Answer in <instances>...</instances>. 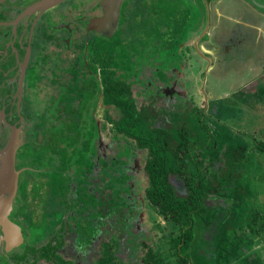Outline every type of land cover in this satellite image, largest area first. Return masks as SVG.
<instances>
[{
    "label": "flooded vegetation",
    "instance_id": "obj_1",
    "mask_svg": "<svg viewBox=\"0 0 264 264\" xmlns=\"http://www.w3.org/2000/svg\"><path fill=\"white\" fill-rule=\"evenodd\" d=\"M44 1L0 0V151L15 135L18 182L9 219L20 228L22 235V243L10 251H6L1 242L0 264L7 260L17 263L12 259L14 254L36 255L48 246L59 259H39L37 264H65L61 255L68 254L64 248L66 239L72 240L78 235L63 228L70 224L71 217L78 219L79 212L85 223L80 235H85L87 223L89 227L93 223V235L96 233L95 225L100 222L105 201L101 184L107 170L102 171V164L118 162L115 156L103 152L106 147H103L100 132L102 117L113 108L118 109L104 95L106 82H119L127 88L137 115L149 112L150 103L139 93L144 89V82L136 81L137 78L154 79L150 78L151 66L147 64L142 69L126 72L120 67L124 60H133L129 49H135L134 42L138 43L141 38L142 44L154 47L163 43L168 49L187 48L186 59H190L187 65L195 71L198 65L209 67L212 60L225 59V54L234 47L245 46L248 40L243 38L241 21L247 17L246 21H250L264 10V0H122L117 25L107 26L102 20L109 7L107 0H62L55 5L40 6ZM183 17L188 18L189 23L182 22ZM215 18L225 20L230 28L215 29ZM127 34L129 36L124 37ZM218 34L221 35L216 38ZM177 36L178 43L173 46L172 40ZM146 47L141 48L140 55L144 63L151 60ZM119 51L128 53V57ZM157 59L153 65L160 63V58ZM126 73L132 76L129 84L121 81ZM180 74L175 68L165 75L173 76L169 81L172 83L180 80ZM170 91L174 93L173 89ZM141 102L147 107L140 105L137 113L135 104ZM80 107L84 108L82 112ZM78 114L82 115L78 117ZM71 126L72 130L86 128L77 146L73 143ZM81 154L80 159L74 158ZM144 162L137 167L132 161L126 162L121 171L132 179L138 176L139 170L145 176ZM77 171L80 172L76 174ZM77 176H84L94 184L88 191L93 194V201L83 202L86 207L80 205L85 193L82 186L69 181L70 177L78 179ZM134 187L133 182L130 183L127 191L131 193ZM127 200L128 205L132 204L128 208L135 213L133 198ZM113 203L122 204V199L114 194V198L107 200L108 207L112 208ZM43 218L58 223L61 232L54 236L40 231ZM27 230L47 243L39 249L30 247ZM26 246L29 250L24 249ZM81 254L90 257L87 248L82 249ZM76 264L83 262L77 258Z\"/></svg>",
    "mask_w": 264,
    "mask_h": 264
},
{
    "label": "rangeland",
    "instance_id": "obj_2",
    "mask_svg": "<svg viewBox=\"0 0 264 264\" xmlns=\"http://www.w3.org/2000/svg\"><path fill=\"white\" fill-rule=\"evenodd\" d=\"M262 6L264 9V5ZM247 18L241 24L245 22L244 32L251 34V44L243 48L234 47V50L225 54V59L212 60L213 70L207 77L205 75L209 70L208 66L201 64L197 66L199 71H192L193 68L187 65L190 61L186 59L189 56L187 48L168 49L164 48L163 43L154 47L152 44H142L141 38L138 43L134 42L135 49H129V57L133 60H124L120 66L124 71L142 69L147 64L151 66L150 78L154 79L144 81L137 78L136 81L144 82L145 85L139 93L150 103L148 109L153 117L150 127L167 130L179 143V124L185 122L193 144L191 157L182 159L188 174L193 176L199 171L197 179L204 176L216 187L215 192L206 196V205L218 208L217 217L209 228L195 230L199 242L192 249L195 264H264V152L255 149L256 143L264 142V10L250 21H246ZM181 20L189 23L186 17ZM214 24L218 30L230 28L221 18H215ZM241 30L243 33V28ZM233 32L237 34V31ZM126 36L129 34L124 37ZM177 38L172 40L173 46L178 43L179 37ZM190 38L191 34L188 33V39ZM145 45V52L151 57L150 62L146 63L140 57L141 48ZM119 52L128 57V53ZM179 56H183V59ZM157 58H160V63L153 65L152 62L158 61ZM175 68L181 73L180 80L170 83L173 76L166 77L165 74ZM161 77L164 78L159 81L158 78ZM131 78L130 73H126L121 81L129 84L128 80ZM88 79L91 81L92 77L89 76ZM253 83L258 85L253 86ZM172 89L174 93L170 91ZM135 105L137 113L140 105L146 106L143 102ZM83 109L80 107L81 112ZM52 111L55 116V108ZM201 111L204 115L198 118ZM79 115L82 114H78V117ZM120 116L119 110L113 108L102 117L100 132L103 147H106L103 152L107 156H115L118 162L113 165L102 164V171L107 170L108 175L102 177V200L105 201L100 222L95 225L96 233L93 235V223L90 227L87 223L83 231L85 235H80L79 232L85 224L82 222V215L79 212L76 214L78 219L71 217L70 224H65L63 229L78 237L66 239L64 248L68 250V254L61 255L65 264H76L77 258L83 264H98V259L105 255L106 244L113 256V264H141L146 245L155 254L162 256L168 264H173L169 240L176 230L164 222L156 209L146 202V177L142 176L141 170L133 179L121 171L126 162L132 161L136 167L142 164L147 158V150L137 149L134 143L114 131L112 123L118 121ZM72 127L73 143L77 146L86 128L74 127L72 130ZM214 138H219L221 142H216ZM81 156L82 154L75 155L74 158L80 159ZM77 177L78 179L70 177L69 181L82 186L85 193L80 205L86 207L83 202L93 201V194L88 191L94 184L84 176ZM237 178L239 183H234ZM171 181L179 194L184 195L183 186L178 179L171 177ZM132 182L135 187L130 193L127 189ZM121 191L123 193L119 194ZM114 194L122 199V204L113 203L111 208L108 207L107 200L114 198ZM128 198L134 200L135 213L132 208H128L132 207V204H127ZM73 205L79 206L74 203ZM254 213L261 217L253 227L255 232H252L249 225L254 219ZM131 219L133 220L129 221ZM139 219L142 220L140 224L137 223ZM41 223L43 226L40 231L52 233L54 236L61 232L58 223L47 221L46 218L41 219ZM36 238L38 239L33 232L28 231L27 241L30 247L39 249L47 243L39 239L37 241ZM88 239H92L93 243ZM231 241L232 246L225 250L224 247ZM56 242L52 241L53 244ZM61 242L63 245V240ZM85 248L88 249L89 258L81 254ZM38 255L39 253L26 255L19 264H37ZM5 264L16 263L7 260Z\"/></svg>",
    "mask_w": 264,
    "mask_h": 264
},
{
    "label": "trees",
    "instance_id": "obj_3",
    "mask_svg": "<svg viewBox=\"0 0 264 264\" xmlns=\"http://www.w3.org/2000/svg\"><path fill=\"white\" fill-rule=\"evenodd\" d=\"M104 95L120 110L119 120L113 123L114 131L127 140L135 142L138 149L147 150V158L143 166L146 177L145 200L150 207L156 209L155 211L164 222L172 225L176 230L169 240L173 264H195L192 249L199 243L195 230L212 226L217 217L218 208L206 205L208 201L206 196L215 192L216 187H213L204 176L197 179L199 171L189 176L185 163L182 161L186 157H191L192 141L189 127L185 122H180L178 129L180 142L177 143L167 130L150 127V120L153 118L150 112L143 111L137 115L133 111L132 99L128 98L127 88L121 83L106 82ZM202 115L204 114L201 111L198 118ZM214 139L216 142H221L219 138ZM255 149L264 152V142L256 143ZM171 177H176L182 184L184 195L179 194ZM239 181L237 178L234 183ZM122 193L123 191L119 192V194ZM260 217L259 214L254 213V219L249 225L252 232H255L253 227ZM231 246L232 241L224 248L227 250ZM26 247L24 249L29 250ZM145 247L146 252L141 264H168L162 256L155 254L151 247L147 245ZM52 250L51 246L43 247L36 261L59 259ZM23 253L18 252L12 256L16 264L24 261L26 253ZM113 262V256L106 244L105 255L99 259V264H113Z\"/></svg>",
    "mask_w": 264,
    "mask_h": 264
},
{
    "label": "water",
    "instance_id": "obj_4",
    "mask_svg": "<svg viewBox=\"0 0 264 264\" xmlns=\"http://www.w3.org/2000/svg\"><path fill=\"white\" fill-rule=\"evenodd\" d=\"M60 1L62 0H45L40 6L55 5ZM121 1H106L109 7L102 20L107 26L109 24L117 25ZM17 147L18 140L15 135H12L0 151V245L3 241L6 251H10L22 243L20 228L9 219L17 193L18 172L15 170V152Z\"/></svg>",
    "mask_w": 264,
    "mask_h": 264
},
{
    "label": "crops",
    "instance_id": "obj_5",
    "mask_svg": "<svg viewBox=\"0 0 264 264\" xmlns=\"http://www.w3.org/2000/svg\"><path fill=\"white\" fill-rule=\"evenodd\" d=\"M244 25H245V22H244V24L242 25L243 27H244ZM245 30V29H244ZM244 35L243 36H246V38H247V40H248V42L246 43V44H244L245 46H248V45H250L251 44V42H250V38H251V34H249L247 31H245L244 33H243ZM243 48V47H242ZM199 66V65H198ZM199 67H197L196 68V70L197 71H199ZM212 70H213V64H210V66H209V70H208V72L206 73V75H205V77H207L208 75H209V73L210 72H212ZM258 85V84H257ZM257 85H255V83H253V86H257ZM264 86V85H263ZM251 87V86H250ZM248 89H250L249 87H248ZM245 90H246V88H245Z\"/></svg>",
    "mask_w": 264,
    "mask_h": 264
}]
</instances>
